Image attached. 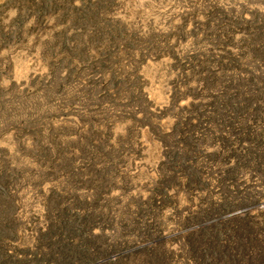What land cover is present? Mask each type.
Instances as JSON below:
<instances>
[{
  "label": "rangeland",
  "instance_id": "obj_1",
  "mask_svg": "<svg viewBox=\"0 0 264 264\" xmlns=\"http://www.w3.org/2000/svg\"><path fill=\"white\" fill-rule=\"evenodd\" d=\"M249 254L264 0H0V264Z\"/></svg>",
  "mask_w": 264,
  "mask_h": 264
},
{
  "label": "trees",
  "instance_id": "obj_2",
  "mask_svg": "<svg viewBox=\"0 0 264 264\" xmlns=\"http://www.w3.org/2000/svg\"><path fill=\"white\" fill-rule=\"evenodd\" d=\"M250 214V212H244L243 214H235V215H233L232 217L234 218V217H239V218H246V216H248ZM206 226H208V225H205V226H203V228H205ZM253 257H252V255L251 254H249L248 255V257L247 258H245V260H246V262H247V264H251L252 262V259Z\"/></svg>",
  "mask_w": 264,
  "mask_h": 264
}]
</instances>
